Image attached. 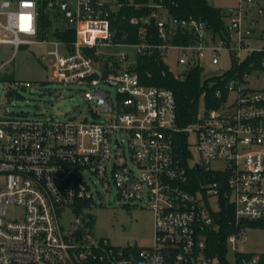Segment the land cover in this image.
Segmentation results:
<instances>
[{
  "label": "built area",
  "instance_id": "1",
  "mask_svg": "<svg viewBox=\"0 0 264 264\" xmlns=\"http://www.w3.org/2000/svg\"><path fill=\"white\" fill-rule=\"evenodd\" d=\"M38 1L0 0V45L9 43L16 52L21 45L50 43L43 59L50 62L51 79L88 87L91 117L0 112V264H231L230 248L234 264H264V253L240 249L247 239L242 221L264 219V81L249 82L251 72H264V0H238L222 12L221 32L194 15L173 13L174 1L76 0L72 6L47 0L57 9L53 26L73 29V40L37 39ZM128 7L142 10L129 19L136 41L129 40L131 31L113 27ZM171 49L179 52L177 73L208 55L217 62L224 51L233 60L219 78L226 88L216 91L219 105L185 126L178 123L174 92L143 84L134 69L137 57L165 61ZM231 91L236 98L227 105ZM176 133L187 134L188 141L197 136L196 164L210 175L197 191L187 187L190 165L178 155ZM218 158L227 160L226 171H212ZM94 177L107 193L113 180L125 204L152 209L151 246H116L98 238L88 230L91 216L83 214L64 234L59 209L95 206ZM211 194L229 200L237 226L222 255L208 251L207 234L217 223L207 201Z\"/></svg>",
  "mask_w": 264,
  "mask_h": 264
},
{
  "label": "rangeland",
  "instance_id": "2",
  "mask_svg": "<svg viewBox=\"0 0 264 264\" xmlns=\"http://www.w3.org/2000/svg\"><path fill=\"white\" fill-rule=\"evenodd\" d=\"M75 6L76 0H66ZM39 28L38 40L54 38L51 24L56 19L57 9L47 5V0H39ZM207 2L225 12L230 6L238 3V0H207ZM50 43H33L21 45L15 52V47L9 43L0 45V112L5 110L16 114H23L33 117L53 116L61 120L77 119L81 120L89 113L88 102L84 98V90L88 87L81 85H65L51 79V67L48 59H43V55L50 50ZM179 52L169 50L165 62L177 73ZM233 60L231 54L224 51L217 62H213L211 56H206L199 67L202 69L203 78H210L209 87L215 86L218 79L225 77L232 68ZM264 81V72H251L249 82L256 85ZM20 84H27L21 86ZM115 92L113 88H110ZM14 91L11 93V91ZM14 93H17L14 94ZM203 92L199 100L198 112L204 113L208 106L205 104ZM236 94L229 93L226 101L227 105L234 102ZM197 136L192 133L189 136V158L190 168H196V160L199 159V150L195 144ZM124 149L128 152L125 143ZM214 172L226 171L228 162L225 159H215L211 162ZM201 183L208 184L209 175L199 169ZM94 179L98 180L94 177ZM93 186L95 206L63 207L59 209L60 222L64 234L67 236L74 228L73 221L76 216L89 215L92 221L89 231L94 236L106 237L116 246L126 247L131 241H135L140 247H147L153 244L154 237V212L146 203L125 204L118 197V190L113 180L110 181V192H106V187L101 181H97ZM201 194V193H200ZM202 196V195H201ZM205 201V198L203 197ZM210 209L219 214L222 208L219 195L211 194L207 197ZM13 211V208H11ZM82 215V216H83ZM251 222V221H250ZM247 239L240 246L241 251L246 253H264V226L244 224ZM228 259L231 264L235 263L233 249H229Z\"/></svg>",
  "mask_w": 264,
  "mask_h": 264
},
{
  "label": "trees",
  "instance_id": "3",
  "mask_svg": "<svg viewBox=\"0 0 264 264\" xmlns=\"http://www.w3.org/2000/svg\"><path fill=\"white\" fill-rule=\"evenodd\" d=\"M174 1L176 6L172 7L173 13L181 16L194 15L207 22L208 26L215 31L221 32L224 28L222 11L215 6L210 5L207 0H168ZM126 14V18L118 17L113 21V27L120 29L125 28L131 31V41H136L137 27L130 23L129 19L133 15H140L142 10L133 7L124 8L121 14ZM52 35L54 37L66 40L75 38L73 29H62L60 26L51 24ZM40 33V28H39ZM134 69L139 73L141 82L145 85L166 87L171 89L176 97L178 123L182 126L188 125L195 121L199 110V100L203 92L206 93L205 99L208 108L217 107L219 100L216 97L218 88L226 93L225 82H218L213 87H209L210 78H203L202 69L197 66L190 68L182 73H175L169 69L168 64L159 57L142 55L137 57ZM175 144L179 157L185 165L189 164L191 152L189 149L188 135L185 133H176ZM199 169L190 168V181L187 186L192 191L200 189L201 175ZM210 176V175H209ZM227 188L225 181L222 182V190ZM222 208L219 214L213 212L216 224L208 234L209 253L212 255H222L226 251L227 236L233 232L237 226L233 214V207L229 200L220 195ZM251 221V222H250ZM251 223L253 225L264 226V219L261 220H244L240 224Z\"/></svg>",
  "mask_w": 264,
  "mask_h": 264
},
{
  "label": "water",
  "instance_id": "4",
  "mask_svg": "<svg viewBox=\"0 0 264 264\" xmlns=\"http://www.w3.org/2000/svg\"><path fill=\"white\" fill-rule=\"evenodd\" d=\"M196 167H197L198 169H201L200 164H196Z\"/></svg>",
  "mask_w": 264,
  "mask_h": 264
}]
</instances>
